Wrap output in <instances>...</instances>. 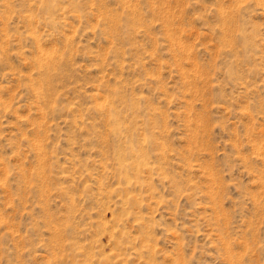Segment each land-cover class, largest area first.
<instances>
[{
	"label": "rangeland",
	"instance_id": "374dc122",
	"mask_svg": "<svg viewBox=\"0 0 264 264\" xmlns=\"http://www.w3.org/2000/svg\"><path fill=\"white\" fill-rule=\"evenodd\" d=\"M0 264H264V0H0Z\"/></svg>",
	"mask_w": 264,
	"mask_h": 264
}]
</instances>
